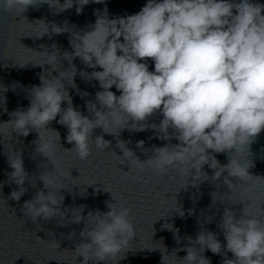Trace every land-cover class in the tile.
<instances>
[{
	"label": "clouds",
	"instance_id": "1",
	"mask_svg": "<svg viewBox=\"0 0 264 264\" xmlns=\"http://www.w3.org/2000/svg\"><path fill=\"white\" fill-rule=\"evenodd\" d=\"M91 2L102 3L103 0ZM40 3L59 8L57 14L75 4L76 13L81 14L90 0H64L63 3L41 0ZM36 5V0H0V6L6 11L19 9L26 12L30 6ZM262 13L264 4L251 0H147L138 13L114 18H109L106 7L103 12L96 10L94 24L70 32L69 43L73 51L63 53V58L71 65V83L68 84L73 88L76 87L74 77L77 74L76 66L72 64L74 59L79 58L87 68L102 69L80 72L81 76L98 81L102 89L95 94L96 103H87L88 116L73 106L63 82L69 69L59 71L58 76L52 75V71L58 70L59 49L51 53L46 47L43 52L37 51L47 56L46 64L51 66L48 69L50 78L41 74V83L31 87L27 109L11 112L12 118L0 124L11 125V134L15 132L18 136L37 133L38 137L33 141L35 152L47 158L55 169V173H40L43 188L24 202V216L33 223L38 219L58 217L59 226L83 224L80 242L72 251L76 259L83 257L81 264H110L113 260L117 264L130 249V241L136 237L131 209L112 193L115 203L106 201L108 211L90 210L84 216L86 205L61 210L65 199L62 190H68L63 180L72 175L71 171L63 170L57 159V151L62 146L60 133L49 127L52 121L67 128L66 141L73 147L63 149L74 152L80 160H86L91 154L89 139L93 137V131L100 128L103 133L117 138V147L123 155L115 154L132 161L130 171L133 164L140 170L151 168L158 176H165L172 169L178 176L186 178L184 187L189 182L196 187L209 180L203 170L208 165L214 170L212 183L217 188L221 185L217 182L223 178V185L227 186L229 193L253 177L264 180V177L250 174L251 163L245 164L236 158L264 130ZM51 30L55 34L68 32L54 23ZM48 31L45 30L40 37ZM52 47L56 48L55 45ZM149 59L154 62V71H149ZM33 65L43 68L45 64ZM113 86L120 95L111 91ZM64 102L66 108L62 107ZM156 113L162 115V120L159 124H149V118ZM113 128L118 131H112ZM125 128L129 131L151 128L159 139L168 143L154 147L152 156L141 161L127 147V142L119 139ZM41 130L54 132L55 138H45ZM0 136L4 139L3 132ZM172 139L178 143L172 144ZM94 140L101 150L111 147V141L105 140L103 135ZM144 143L138 141L136 146L147 152ZM219 153L227 155L228 163L222 165L216 159L215 154ZM7 160L12 169L7 173L9 181L17 185L9 198L19 202L28 191L25 182L31 187L36 184L31 183L21 153L15 157L7 154ZM233 179L238 183H233ZM215 192L211 193L212 206L218 201ZM240 196L243 197L244 193L241 192ZM219 202L223 204L222 199ZM240 203L244 206L239 216L232 207H225L217 224L226 245L221 244L217 233L201 231L195 239L187 237L190 246L176 248L171 254L165 247L166 253L159 250L161 264H165L166 255L173 257V264H211L203 255L205 251L223 254L225 258L221 264H264V221L252 215L251 196L233 205ZM73 208L79 213L74 215ZM259 208L264 212L261 204ZM69 213L70 218L66 220ZM178 213L184 216L182 210ZM212 222L213 219L208 223ZM167 225L170 227L165 228L174 233V239L179 243V229ZM73 236L75 230L69 234V237ZM55 245L60 248L56 240ZM180 251L187 254L179 258L177 253ZM228 252L232 253L233 259L226 258Z\"/></svg>",
	"mask_w": 264,
	"mask_h": 264
}]
</instances>
